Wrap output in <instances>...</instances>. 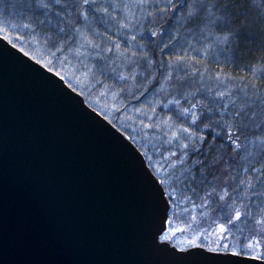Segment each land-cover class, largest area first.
Segmentation results:
<instances>
[{
	"label": "snow or ice",
	"instance_id": "6c2138e0",
	"mask_svg": "<svg viewBox=\"0 0 264 264\" xmlns=\"http://www.w3.org/2000/svg\"><path fill=\"white\" fill-rule=\"evenodd\" d=\"M254 7L264 21V0ZM3 8L11 14L0 10V36L16 49L27 31L36 54L19 52L41 66L29 64L34 71L82 96L102 88L105 130L136 161L156 209L157 251L173 264H264V31L251 30L239 0ZM257 36L261 55L248 60Z\"/></svg>",
	"mask_w": 264,
	"mask_h": 264
},
{
	"label": "water",
	"instance_id": "95a60500",
	"mask_svg": "<svg viewBox=\"0 0 264 264\" xmlns=\"http://www.w3.org/2000/svg\"><path fill=\"white\" fill-rule=\"evenodd\" d=\"M0 45V264H173L152 246L156 209L112 126Z\"/></svg>",
	"mask_w": 264,
	"mask_h": 264
},
{
	"label": "trees",
	"instance_id": "16d2710c",
	"mask_svg": "<svg viewBox=\"0 0 264 264\" xmlns=\"http://www.w3.org/2000/svg\"><path fill=\"white\" fill-rule=\"evenodd\" d=\"M13 2H15V0H0V10L5 11V15H10L11 14V10H5L3 8V5L10 4V3H13ZM239 2H240V4H242L244 6L245 9H248V15L254 21V23L250 25L251 30L254 33H257V34H259L261 31H264V21H260L258 19V14H259L260 9L257 8V7H254V3H260V2H262V0H239ZM38 31H39V29H38ZM20 34L24 35L26 37V39L23 40V41H21V40H13V43L17 44L18 47H21V46L25 47L26 50L33 49V46L29 45L28 42H27L28 39L30 38L28 33H27V31L24 30ZM15 35H16V32L13 31V36H15ZM259 44H260L259 36H257V39L255 41H249L247 43V46L244 48V51L246 53V59L251 60L253 57H258V56L261 55V53L259 51ZM73 86L77 87V91L78 92L81 91L79 86H77L75 84ZM100 91H102V88L100 86H97V88L94 89L91 94H88L87 91H85L84 98L87 96L88 98L87 99L85 98L86 101L88 103H91L92 106L95 107L94 104H93L94 103L93 101L97 100V98L99 97V92ZM99 99H100L101 103H102V101H103V103H107L108 102L107 100H105L102 97H99ZM109 118L113 120V123L117 124V127H119V124L117 122V119H115V117L110 116Z\"/></svg>",
	"mask_w": 264,
	"mask_h": 264
},
{
	"label": "rangeland",
	"instance_id": "374dc122",
	"mask_svg": "<svg viewBox=\"0 0 264 264\" xmlns=\"http://www.w3.org/2000/svg\"><path fill=\"white\" fill-rule=\"evenodd\" d=\"M17 47H18V46H17ZM29 50L32 52V54L34 53L33 49H29ZM29 50H28V51H29ZM35 54H36V53H34L33 55H35ZM93 102H94L93 104H94V106H95L94 108L97 109L99 112H101L102 109H100V107H99V105L96 103V101L94 100ZM100 103H101V102H100ZM102 103H103V101H102ZM102 103H101V104H102ZM117 115H119V114H117ZM113 117H115V119H116V116H113Z\"/></svg>",
	"mask_w": 264,
	"mask_h": 264
}]
</instances>
